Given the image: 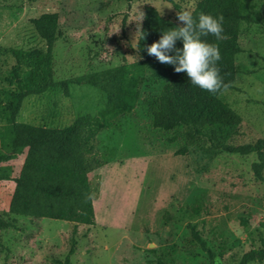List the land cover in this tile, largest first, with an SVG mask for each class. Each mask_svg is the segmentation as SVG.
I'll return each instance as SVG.
<instances>
[{"label": "rangeland", "instance_id": "rangeland-1", "mask_svg": "<svg viewBox=\"0 0 264 264\" xmlns=\"http://www.w3.org/2000/svg\"><path fill=\"white\" fill-rule=\"evenodd\" d=\"M173 1L178 8L163 0H0V154L9 152L12 140L6 108L15 88L7 81L14 63L10 50L37 54L44 49L31 18L58 13L52 78L80 79L138 59L146 5L182 24L177 13L191 12L199 0ZM239 3L241 13L256 21H240L242 51L235 57V80L219 95L241 117L237 133L227 140L234 144L264 137V0ZM165 84L157 70L145 71L134 108L97 133L93 146L103 163L88 174L92 225L8 213L25 150L0 163L5 178L0 181V216L12 223L0 230V264H55L51 257L63 258L71 237L72 264H156L158 257L167 264H209L206 252L186 240L188 222L223 263L258 246L259 233H264V183L251 170L255 154L212 148L203 139L188 138L181 128L153 127L151 113ZM103 106V95L92 86L70 83L65 96L57 85L26 97L17 121L62 127L78 114L97 115ZM182 147L185 153L175 154ZM194 206L200 207L198 213L192 212ZM165 211L168 220L162 219Z\"/></svg>", "mask_w": 264, "mask_h": 264}, {"label": "trees", "instance_id": "trees-1", "mask_svg": "<svg viewBox=\"0 0 264 264\" xmlns=\"http://www.w3.org/2000/svg\"><path fill=\"white\" fill-rule=\"evenodd\" d=\"M130 1V0H127ZM175 8L173 0H163ZM198 19L201 13L214 17L223 15V35L201 37L219 46L221 59L217 61L224 83L233 87L235 80V57L242 51L239 42L240 21L255 22L248 13H241L239 0H199L191 11ZM35 33L44 42L39 53L11 48L14 63L10 67L8 83L15 86L9 93L6 104L12 127L10 150L0 154V163L15 158L25 150L19 173L13 178L14 188L8 203V213L31 218H51L76 224H94L92 190L88 174L103 162L96 156L93 142L97 133L111 126L113 118L130 112L138 99L139 86L147 70H157L166 80L165 89L152 110L151 125L163 130L183 129L190 139H203L209 146L239 155L254 153L256 159L251 170L256 180L264 183V137L254 142L234 144L227 140L237 133L240 115L220 98L191 84L186 72H175L174 65L162 64L147 53V47L158 41L164 31L183 26L161 16L150 5L144 7L143 18L136 42L138 59L109 68L91 71L80 79L54 81L52 49L58 34V13L43 12L31 18ZM124 23V22H123ZM122 23V24H123ZM182 40L176 48L182 49ZM169 54H175L169 53ZM70 83H83L100 91L104 98L103 109L97 115L83 113L62 127H47L17 121L26 97L44 93L53 86H60L65 96L69 95ZM182 147L175 154L185 153ZM5 179L0 176V181ZM200 207L191 208L198 213ZM165 211L162 219L168 220ZM245 222V220H243ZM12 223L0 216V230ZM189 236L186 240L206 252L209 264H250L264 262V233H259L258 246L242 253L232 263L218 260V254L207 246L194 224L187 223ZM75 229H72L74 233ZM75 251V239L71 237L69 248L63 258L52 256L55 264H72L70 256ZM156 264H167L161 257Z\"/></svg>", "mask_w": 264, "mask_h": 264}, {"label": "clouds", "instance_id": "clouds-1", "mask_svg": "<svg viewBox=\"0 0 264 264\" xmlns=\"http://www.w3.org/2000/svg\"><path fill=\"white\" fill-rule=\"evenodd\" d=\"M177 19L183 26L164 31L158 41L147 47V53L160 63L174 65L175 72H186L191 84L212 94L226 92L229 84L224 83L217 67L221 59L219 46L201 37L209 35L217 40L226 39L223 35V15L214 17L201 13L194 19L191 12L185 10L177 13ZM182 40V49L176 48V41ZM175 53L169 54V53Z\"/></svg>", "mask_w": 264, "mask_h": 264}]
</instances>
